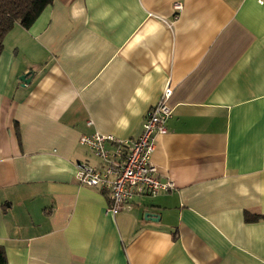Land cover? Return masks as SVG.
<instances>
[{"label":"crops","instance_id":"0c3cea01","mask_svg":"<svg viewBox=\"0 0 264 264\" xmlns=\"http://www.w3.org/2000/svg\"><path fill=\"white\" fill-rule=\"evenodd\" d=\"M167 86L151 162L174 186L111 214L75 179L102 163L79 137L136 138ZM246 214L264 215V0H52L6 33L7 264H264V218Z\"/></svg>","mask_w":264,"mask_h":264},{"label":"built area","instance_id":"2783aa9c","mask_svg":"<svg viewBox=\"0 0 264 264\" xmlns=\"http://www.w3.org/2000/svg\"><path fill=\"white\" fill-rule=\"evenodd\" d=\"M180 7V3L175 4V9ZM171 91L167 86L159 101L146 111L136 138L124 139L97 131L79 137V143L88 147L102 163L97 166L77 162L75 179L79 184L107 191L110 197L107 211L111 214L129 207L135 195H156L174 186L171 181L159 179L151 162L155 136L166 131L165 121L172 112L166 103Z\"/></svg>","mask_w":264,"mask_h":264},{"label":"trees","instance_id":"16d2710c","mask_svg":"<svg viewBox=\"0 0 264 264\" xmlns=\"http://www.w3.org/2000/svg\"><path fill=\"white\" fill-rule=\"evenodd\" d=\"M52 0H0V54L3 50V39L6 33L16 24L29 27L40 12ZM104 193H107L104 191ZM264 218V215L246 214L245 219ZM0 264H7L5 249L0 245Z\"/></svg>","mask_w":264,"mask_h":264},{"label":"water","instance_id":"95a60500","mask_svg":"<svg viewBox=\"0 0 264 264\" xmlns=\"http://www.w3.org/2000/svg\"><path fill=\"white\" fill-rule=\"evenodd\" d=\"M28 76H27V74H23V75H21L20 77H19V79L22 81V82H27L28 81ZM157 215H155V214H153V213H148V212H146L145 214H144V217H150V218H152V217H156Z\"/></svg>","mask_w":264,"mask_h":264}]
</instances>
